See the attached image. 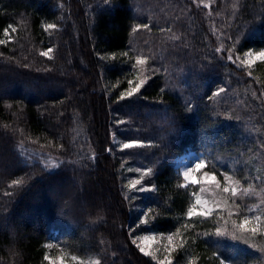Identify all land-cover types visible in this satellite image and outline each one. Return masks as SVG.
Segmentation results:
<instances>
[{
    "label": "trees",
    "instance_id": "obj_1",
    "mask_svg": "<svg viewBox=\"0 0 264 264\" xmlns=\"http://www.w3.org/2000/svg\"><path fill=\"white\" fill-rule=\"evenodd\" d=\"M0 41V264H160L136 226L178 233L166 264L256 262L215 235L225 220L187 215L200 188L172 160L203 153L264 210V60L243 63L264 52V0H0Z\"/></svg>",
    "mask_w": 264,
    "mask_h": 264
},
{
    "label": "rangeland",
    "instance_id": "obj_2",
    "mask_svg": "<svg viewBox=\"0 0 264 264\" xmlns=\"http://www.w3.org/2000/svg\"><path fill=\"white\" fill-rule=\"evenodd\" d=\"M252 59L257 58L255 56V54L252 55L251 57ZM121 145V143H120ZM19 151L21 156L23 157L24 161L27 163H35L38 162L40 164H42L44 167L48 168V169H54L56 168L59 164L60 161L57 160L55 157H53L52 155L44 152V151H40L37 149H34L32 147H29L27 145H20L19 147ZM204 159L206 161V158L204 156L203 153H198L196 151L193 150H186L181 154H178L177 156L174 157V159L172 160L173 165L175 170L179 173V175L183 178L184 180V184L185 186H199V193L198 195H200L203 199L208 200L209 201V207L213 209L212 214L211 215H216L218 217V220H225L226 222L230 223L229 225L225 224H220L218 223V228H224L226 227L227 230L229 232L233 231V221H235L237 224H239L243 217L245 215L249 216L250 218L259 216L260 217V228L262 230H264V210L259 209V207H257L256 205H252V201L250 200L248 203L243 200L241 198V192H238V194L236 195V199L237 198H241L243 201V204L246 206H250L247 210L248 212L246 214H242L240 215V213H238V210L236 209H227L226 205L224 203V195L222 193L221 190H217L215 189L214 185H209L203 182V172H212L210 171L207 167H205L202 172H196L193 173L194 177H197L201 180V183L199 184H193L191 183L190 180H185V178L183 177V172L185 170H187L188 168L194 167V162H198L199 159ZM234 180H236L235 177H233ZM222 186L224 187V183L222 182ZM240 187V186H239ZM252 187V186H251ZM205 189V191L201 192V189ZM68 188H66L65 185H62V188L60 190L55 191L54 194H56V192H60V194L62 192L68 193V195L70 194L72 197L74 196V191L73 190H67ZM149 189V188H148ZM240 189L242 190V187H240ZM215 193V195H214ZM262 192H260V194H256L255 195V204H264V194H262ZM244 197L247 196L248 194H242ZM250 195V194H249ZM51 196H56L57 199H59V196L57 195H53L51 194ZM218 201L220 203V207H216L215 204L212 203V201ZM195 204V202H194ZM200 206H197V210L199 211ZM76 209V208H75ZM232 213L231 215H229V213ZM146 213V211H145ZM210 215V216H211ZM209 217V216H208ZM144 217L141 215V219H143ZM136 232L137 235L133 236L136 244L139 246H141L142 244V238L145 236H155L157 239L155 242H150L151 244V250L154 252L155 256L158 257H162L163 261L167 260L168 254L170 251H168L167 249H169V247L171 245H173L174 239L172 241L171 244H169L167 237H164L162 235H157L154 232H148V231H142V228L138 229V226H136ZM216 231V230H215ZM237 235H240L239 232H237ZM246 237H249L248 242L246 243L244 240H233L230 236H225L226 239H224L225 241H230V242H234V243H240L245 249H249L250 252H252V256H254L256 260V262L254 264H264V251H262V249H264V234H257L254 237H251L250 234L245 233ZM54 241H51L50 244L52 245ZM236 243V244H237ZM218 245L221 246L220 242H217ZM238 245V244H237ZM253 245H255V247H253ZM225 247L227 250V253H230L231 255H233L234 257L236 256V250H234L233 247H226V246H222ZM57 260L54 258V261ZM231 262V260H230ZM230 262H228V264H231Z\"/></svg>",
    "mask_w": 264,
    "mask_h": 264
},
{
    "label": "snow or ice",
    "instance_id": "obj_3",
    "mask_svg": "<svg viewBox=\"0 0 264 264\" xmlns=\"http://www.w3.org/2000/svg\"><path fill=\"white\" fill-rule=\"evenodd\" d=\"M57 25L55 24H48L46 25V28L48 29H54L56 28ZM139 27H147V25H138ZM0 43H4V41H0ZM51 52V49H49L48 51L42 53V55L44 56H48L49 53ZM249 59L245 60L243 63L244 64H250L252 63L251 57H252V53H248L246 54ZM255 56L261 60H264V52H259L256 53ZM232 57L229 56V59H231ZM137 64L139 65H143L146 63V58L144 57H140L138 56L136 58ZM145 80L144 79H140L139 83H137L135 85V87L131 88L128 92L127 95L131 96L133 95V93L139 92L140 88L144 85ZM143 143L140 141H132L130 143H126L123 145V148L125 149H131L134 147H143ZM206 167V161L204 159H199L198 162H194V167L188 168L187 170H185L183 172V177L185 178V180H190L191 183L193 184H199L201 183V180L197 177L193 176V173L196 172H202V170ZM151 173V169H148V173ZM203 182L209 185H214L215 189L217 190H221L222 193L224 194H231L230 198H234L236 197V195L238 194V192H241L242 194H252L254 195V192H251V185H249L248 188L245 189H240L239 185H240V181L238 180H234L233 177L227 175V173L224 174V187L221 189V181L217 179L216 175L214 172H203ZM14 184L19 185L21 183L20 180H16L13 181ZM136 184H139L140 181H136ZM134 186V185H133ZM140 190H147V189H143L141 188ZM205 191V189H201V192ZM215 195V193H214ZM213 204L216 205V207H220V203L216 200L212 201ZM225 205L227 204V199L224 200ZM200 206L199 211L197 210V206ZM236 207H239V205H237ZM213 209L209 207V201L203 199L200 195H197L195 197V204H193L188 212L187 215L188 216H203V217H208L212 214ZM232 213L230 212L229 215H231ZM146 222V221H145ZM260 222V217L256 216L253 218H250L249 216L245 215L242 219V221L237 224L235 221H233V231L229 232L227 230L226 227L224 228H217L215 235L217 236H230L233 240H244L246 243L248 242L249 237L245 236V233L250 234L251 237L256 236L258 233L259 234H264V230H262L260 228L259 225ZM227 223V222H226ZM237 232L240 233V235H237ZM178 233H173L172 235H169L167 237V240L169 242V244L172 243L173 241V237L175 235H177ZM156 237L155 236H145L142 238V244L140 246V251L142 253H144L145 255L148 256H152L153 258H155L154 252L151 250V244L150 242H155L156 241ZM48 247H52L51 245H48ZM253 247H255V245H253ZM168 251H171V249H167ZM262 251H264V249H262ZM73 259H76V257H73ZM95 264H99V261H96ZM160 264H166L165 261H160ZM167 264H171V261H167ZM221 264H226L225 261H221Z\"/></svg>",
    "mask_w": 264,
    "mask_h": 264
}]
</instances>
